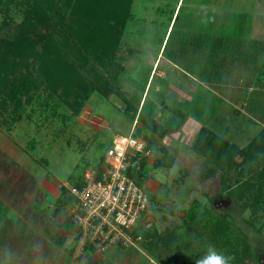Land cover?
<instances>
[{
	"label": "rangeland",
	"instance_id": "obj_1",
	"mask_svg": "<svg viewBox=\"0 0 264 264\" xmlns=\"http://www.w3.org/2000/svg\"><path fill=\"white\" fill-rule=\"evenodd\" d=\"M177 1L135 0L126 24L118 0H94L88 9L62 0H31L30 9L27 2L12 0L10 8L0 7V25L7 32H15L40 6L42 33L51 29L48 18L66 20L49 32L56 44L65 30L78 29L88 40L100 37L99 46H106L107 39L115 45L100 59L112 67L113 76L93 60L83 66L70 55L87 82L79 98L75 92L51 90L37 72L39 88L19 118L13 106L0 107V188L19 192L23 187L26 196L10 205L14 209L8 215H18L19 221L0 220V264H194L213 245L197 227V219L207 214L209 224L224 221L234 240H248L255 253L247 259L250 264H264V177L256 173L264 156L257 162L250 145L264 134V0H234L252 9L249 26H235L239 14L234 18L232 13L224 34L211 37L189 34L191 27L180 29L186 6L167 35ZM207 12L206 25L224 30V12ZM88 16L97 24L111 20V31L80 23ZM114 94L125 108L112 100ZM134 126L153 149L133 168L153 199L146 217L152 222L149 234L140 248L80 251L77 229L68 219L71 197L63 186L81 178L118 133L129 134ZM6 158L33 177H25ZM19 202L31 212L38 203L43 217L30 219L15 208Z\"/></svg>",
	"mask_w": 264,
	"mask_h": 264
},
{
	"label": "trees",
	"instance_id": "obj_2",
	"mask_svg": "<svg viewBox=\"0 0 264 264\" xmlns=\"http://www.w3.org/2000/svg\"><path fill=\"white\" fill-rule=\"evenodd\" d=\"M23 1L27 2V7L30 9L31 0ZM62 1H67L70 3L81 2L86 4L85 8L87 9L92 3H94V0ZM101 1L102 0H100V2ZM106 1V3H109L112 0ZM118 2L120 16L123 19L125 18L124 22L126 24L133 14L135 0H118ZM11 4L12 0H0V7L2 8H10ZM109 6L110 5H108L107 8H109ZM40 14L42 15L43 13L42 7L39 6L35 8L34 11L30 13V15L22 19L15 32H7L4 29V25H0V107L5 104L13 106V110L16 113L18 112V118L19 114L22 113L26 102L29 100V98H32L34 93H36V90L39 88V77L36 76L37 72H40L41 75H44L45 82L47 85H49L51 90H58L61 93L65 92L66 90L69 92H75L78 94L77 97L79 98L80 95H82L81 90L87 89V82H85L84 75L82 71L79 70L76 62L70 59V55L76 56L78 60L81 61L83 66H85L84 63H87V61L93 60L96 67H98L99 70H102L103 73L109 74L110 76L114 75L112 67L104 64V62L100 60L101 58L107 56L106 49L114 48L115 46L112 45L110 41H108L109 39L106 40V46H99L100 43L97 41L99 39L101 40L100 37L93 36V40L90 38V40H88L87 37H84V32H78V29H75L73 32L65 30V32L62 34L61 41L56 44L52 39V37H54V33L51 32V34H49V32L52 28L56 29V25L60 22L66 23V20H63L64 18L60 16L54 15L53 18L57 17L59 19L54 20L53 22V20H50L47 16H44L46 19L48 18L49 23H51V25L48 26L51 29L49 32H47V35L46 33L41 32L42 26L40 23L44 22V20L41 18ZM81 18L85 19V16ZM89 19H91L90 16H88L84 22L81 19L80 23H88L89 26H92L94 23V25L102 26L106 30L111 31V20H109L110 24H106L105 22L97 24V18L93 22H91ZM123 30L124 28H121L120 26L118 34V38L120 39L123 34ZM80 33L84 36L80 35ZM46 35L50 36L51 38H48ZM207 35L210 37L213 36V34ZM43 39H45V41H43ZM213 49L214 51L217 50L215 46ZM81 52H84L85 56H83ZM19 93L23 95L21 98H17ZM78 102H81V100L78 99ZM138 108L139 107L133 109L135 110L134 116L135 113L139 111ZM140 116L142 117L141 113L139 114V117ZM205 131L206 129H203V132ZM199 139L200 138H198V140ZM250 145L253 146L256 151L255 158L258 160L257 162H260V156H264V134L257 136ZM251 146L247 148V152L251 150ZM222 156L224 160H229V156H227L226 152L222 153ZM8 160L10 161V164H14L15 166L18 165L13 158H9ZM17 167H19L22 173L26 175L25 177H33L26 169H22L20 165ZM134 170V175L138 176L139 179L144 181L142 174H136ZM256 173L264 177V166L262 169L257 168ZM79 177L75 178L77 183L82 178ZM230 187L231 186L229 185L227 186V188L231 190ZM38 188L39 187H37V189ZM24 191L25 188L23 187L19 192H16L15 189L9 192V190H6V186L0 188V216L2 218L0 220H3L5 217L6 223L9 222L11 224L20 220L18 215L12 217L14 214L8 215V213L10 211L9 209L12 208L10 205L14 206L16 201L23 202V200L26 199ZM62 191L68 192L66 186H63ZM32 207H34L32 212L31 209L27 211L24 205L19 202L18 207L15 208H17L19 211L24 210V213L26 216H29L30 219L34 218L39 221L43 217V213L39 212L38 203H33ZM192 216L195 219L194 213H192ZM197 222V227H199L198 229L208 234L210 243L233 258L232 264H250L247 259L255 257V253L252 251V247L250 246L248 240H244V248H241L240 245L243 243L240 242L238 238L234 240L229 232V226L225 224L224 221L217 220L215 223L209 224V215L207 214V216L202 215L200 218H198ZM76 229L78 231L77 227ZM148 234L149 233L147 232L144 233L145 236Z\"/></svg>",
	"mask_w": 264,
	"mask_h": 264
},
{
	"label": "built area",
	"instance_id": "obj_3",
	"mask_svg": "<svg viewBox=\"0 0 264 264\" xmlns=\"http://www.w3.org/2000/svg\"><path fill=\"white\" fill-rule=\"evenodd\" d=\"M152 152L134 126L113 138L104 159L86 169L78 183L65 185L71 197L68 219L78 228L80 251L140 248L152 224L146 217L153 199L133 168Z\"/></svg>",
	"mask_w": 264,
	"mask_h": 264
},
{
	"label": "crops",
	"instance_id": "obj_4",
	"mask_svg": "<svg viewBox=\"0 0 264 264\" xmlns=\"http://www.w3.org/2000/svg\"><path fill=\"white\" fill-rule=\"evenodd\" d=\"M149 1L151 2V0H142V2H146V3H149ZM233 1L234 0H178L173 12H171V19L168 25L167 35L170 33L171 30L173 33L174 29L176 28V24L179 18L181 17L182 9L184 6H186L185 9L186 13L184 15L182 25H180V29L182 30L183 28L191 27L192 30L188 31L190 32L189 34H213V35L224 34L225 26L231 22L230 16L232 13L234 14V18L238 17L239 14V19L235 22L236 23L235 26H243V28H247L251 21L252 9L248 5L244 7L243 4H236ZM223 6H224V10H220V8H222ZM203 7L205 8L204 12H203ZM211 9H216L217 11L224 12L222 18L227 17V19L223 21L222 18L219 19L222 21L221 24H223L224 30L222 29L220 30L217 28L216 29L209 28L208 25H206V22H204L205 18H207L209 14L207 10L211 11ZM216 13L213 14V16L216 15ZM219 20H217V22ZM167 35L163 41V45L167 40ZM144 104L145 103L142 102L139 110L140 109L142 110ZM103 159H104V153L103 154L99 153L98 160L96 163L102 161Z\"/></svg>",
	"mask_w": 264,
	"mask_h": 264
},
{
	"label": "clouds",
	"instance_id": "obj_5",
	"mask_svg": "<svg viewBox=\"0 0 264 264\" xmlns=\"http://www.w3.org/2000/svg\"><path fill=\"white\" fill-rule=\"evenodd\" d=\"M232 257L217 249L214 245H209L204 254L200 255L194 264H232Z\"/></svg>",
	"mask_w": 264,
	"mask_h": 264
},
{
	"label": "water",
	"instance_id": "obj_6",
	"mask_svg": "<svg viewBox=\"0 0 264 264\" xmlns=\"http://www.w3.org/2000/svg\"><path fill=\"white\" fill-rule=\"evenodd\" d=\"M112 100H113L118 106H120L121 108H125V106H126L125 101H124L122 98H120L118 95L114 94V95L112 96Z\"/></svg>",
	"mask_w": 264,
	"mask_h": 264
}]
</instances>
